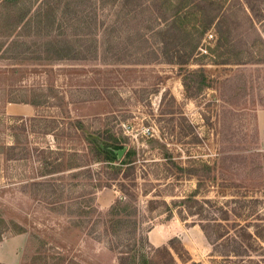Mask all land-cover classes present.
Masks as SVG:
<instances>
[{
  "label": "rangeland",
  "instance_id": "374dc122",
  "mask_svg": "<svg viewBox=\"0 0 264 264\" xmlns=\"http://www.w3.org/2000/svg\"><path fill=\"white\" fill-rule=\"evenodd\" d=\"M227 4L225 27L239 59L218 63L199 56L214 46L212 27L201 53L181 65L165 58L157 43L151 50L155 40L145 41L143 63L39 61L34 57L44 56L45 47L34 43L32 26L8 46L2 35L16 34L21 5L7 10L0 3V237L27 234L21 264H120L119 250L143 264L137 247L121 245L130 242L134 226L114 235L104 224L122 194L121 175L97 187L107 176L87 154V141L102 145L112 133L139 150L126 182L152 190L134 201L135 235L146 251L152 252L150 244L167 246L177 264H185L177 252L211 264L212 245L194 221L200 216L183 214L184 220L179 209L170 213L164 204L189 194L200 180L199 199L257 198L252 218L264 222V63L240 59L264 53V0ZM150 16L145 12V38L156 25ZM104 17L98 15L97 23ZM86 21L94 17L75 15L56 24L70 37ZM25 104L34 108L30 115L9 111ZM147 128L150 133L143 132ZM77 163L86 165L70 169ZM153 259L171 264L166 250Z\"/></svg>",
  "mask_w": 264,
  "mask_h": 264
},
{
  "label": "trees",
  "instance_id": "16d2710c",
  "mask_svg": "<svg viewBox=\"0 0 264 264\" xmlns=\"http://www.w3.org/2000/svg\"><path fill=\"white\" fill-rule=\"evenodd\" d=\"M228 0H0L2 6L11 9L13 5L20 3L17 31L2 35L10 40L8 46L14 41L20 40L22 32L28 26H32L35 36L34 43L45 47L44 56H35L34 59L47 61L48 64L61 61H103L107 64L122 62H145V41L150 42L151 50H157L155 43L161 48V54L171 61L181 65H188L201 53L204 40L209 30L216 29V40L211 45H206V51L210 54L199 56L213 57L218 63H228L238 60L239 52L230 44L231 30L226 29ZM13 4V5H12ZM239 10V9H238ZM145 12L150 18L156 20V25L150 28L145 38ZM101 13L107 17L97 23V16ZM94 17V21H86L75 34L65 36L62 26L56 22L63 21L70 16ZM87 19V18H86ZM158 21V23H157ZM97 23V24H96ZM95 24V25H94ZM82 30V31H81ZM21 32V33H20ZM117 32L119 35H117ZM89 38L82 41L81 34ZM121 34V37H120ZM64 36V38H62ZM62 38V39H61ZM64 39V40H63ZM119 39V42L115 40ZM158 39V40H157ZM176 47L172 49L171 45ZM7 46V47H8ZM1 47V46H0ZM209 49V50H208ZM150 51V50H149ZM163 57V58H164ZM245 61L264 63V53L255 52L247 54ZM38 105L37 102H31ZM125 140H120L112 133L110 142L102 145L88 142L87 154L90 160L103 165L102 178L97 182V187L110 186L109 179H117L114 175H121L122 194L110 206L107 212V220L104 222L108 231L114 235L120 234L124 226H134L137 233L138 220L133 218L136 208L134 206L137 197L148 195L152 190L138 187L137 182H126L131 172L136 168L139 150L136 145L127 146ZM150 148L156 147V142L151 140ZM157 143L159 141L157 140ZM162 147V146H161ZM163 147H165L163 145ZM123 150L122 157L119 151ZM86 155H72V158L87 157ZM72 165V164H71ZM86 164H74L70 169H78ZM119 179V178H118ZM210 179V178H209ZM205 181L200 180L197 187L189 194L179 199H172L164 204L173 213V208L182 215H199L197 220L212 245L210 256L211 264H264V222L258 221L253 216V208L257 206L258 199L232 198L220 201L215 198L203 197L201 188ZM144 185V184H143ZM147 184H145L146 186ZM140 191H136L135 189ZM207 194H204L206 196ZM244 200V201H243ZM247 206V209L245 207ZM84 214L88 211L80 206ZM21 233V232H18ZM131 236L130 242L121 244L131 249L138 248L144 259L143 264H154V253L166 250L170 256L171 264H177L172 252L167 246L155 247L150 244V250H145L143 238L138 234ZM3 239L0 237V242ZM173 239H171L172 241ZM121 247V246H116ZM122 249V248H121ZM177 252V251H176ZM178 256L185 264H205L202 261L185 259L179 252ZM120 264H137L136 256H130L128 251L119 250ZM129 255V257H126ZM62 259V258H61ZM146 261V262H145ZM62 260L60 261V263ZM3 264V263H0Z\"/></svg>",
  "mask_w": 264,
  "mask_h": 264
},
{
  "label": "crops",
  "instance_id": "0c3cea01",
  "mask_svg": "<svg viewBox=\"0 0 264 264\" xmlns=\"http://www.w3.org/2000/svg\"><path fill=\"white\" fill-rule=\"evenodd\" d=\"M9 108L11 113L18 115H30L34 110L33 106L28 104L13 105ZM27 239L28 237L25 233L4 238L0 242V263L21 264L23 260V250L25 249Z\"/></svg>",
  "mask_w": 264,
  "mask_h": 264
},
{
  "label": "built area",
  "instance_id": "2783aa9c",
  "mask_svg": "<svg viewBox=\"0 0 264 264\" xmlns=\"http://www.w3.org/2000/svg\"><path fill=\"white\" fill-rule=\"evenodd\" d=\"M207 35H208V34H207ZM209 35L213 36V34H211V33H210ZM145 131H146L147 133H150L151 130H150V128H147L146 130H143V132H145Z\"/></svg>",
  "mask_w": 264,
  "mask_h": 264
},
{
  "label": "water",
  "instance_id": "95a60500",
  "mask_svg": "<svg viewBox=\"0 0 264 264\" xmlns=\"http://www.w3.org/2000/svg\"><path fill=\"white\" fill-rule=\"evenodd\" d=\"M120 153H122V152H120Z\"/></svg>",
  "mask_w": 264,
  "mask_h": 264
}]
</instances>
